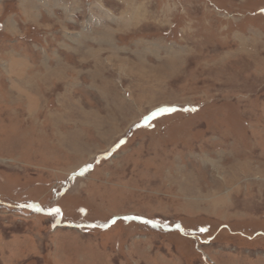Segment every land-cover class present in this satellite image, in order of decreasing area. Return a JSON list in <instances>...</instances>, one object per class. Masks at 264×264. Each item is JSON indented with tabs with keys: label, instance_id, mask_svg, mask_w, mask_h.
<instances>
[{
	"label": "rangeland",
	"instance_id": "374dc122",
	"mask_svg": "<svg viewBox=\"0 0 264 264\" xmlns=\"http://www.w3.org/2000/svg\"><path fill=\"white\" fill-rule=\"evenodd\" d=\"M262 10L0 0V264H264Z\"/></svg>",
	"mask_w": 264,
	"mask_h": 264
},
{
	"label": "snow or ice",
	"instance_id": "6c2138e0",
	"mask_svg": "<svg viewBox=\"0 0 264 264\" xmlns=\"http://www.w3.org/2000/svg\"><path fill=\"white\" fill-rule=\"evenodd\" d=\"M262 11H264V10H262ZM170 111H174V109H172V108L157 109V110H155L154 112L149 113V115H150V116H155V115H157V114H159V113L170 112ZM145 119H147V117H145ZM54 211H58V209H54Z\"/></svg>",
	"mask_w": 264,
	"mask_h": 264
}]
</instances>
